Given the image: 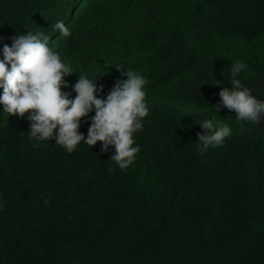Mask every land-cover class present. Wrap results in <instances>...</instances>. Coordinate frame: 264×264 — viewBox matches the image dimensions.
<instances>
[{
  "label": "trees",
  "instance_id": "1",
  "mask_svg": "<svg viewBox=\"0 0 264 264\" xmlns=\"http://www.w3.org/2000/svg\"><path fill=\"white\" fill-rule=\"evenodd\" d=\"M27 30L59 45L69 85L101 76L98 98L126 78L116 66L141 71L149 111L124 169L111 145L37 147L27 116L0 113V264H264V120L214 109L235 60L264 101V0H0V58ZM212 116L233 132L201 155Z\"/></svg>",
  "mask_w": 264,
  "mask_h": 264
},
{
  "label": "clouds",
  "instance_id": "2",
  "mask_svg": "<svg viewBox=\"0 0 264 264\" xmlns=\"http://www.w3.org/2000/svg\"><path fill=\"white\" fill-rule=\"evenodd\" d=\"M52 27L61 34V39L72 35L71 26L63 21H57ZM49 41L43 32L27 30L26 35L13 38L11 46H3L0 58V105L3 108L0 113L8 117L27 116L28 136L37 147L55 140V145L71 154L81 142L91 148L101 142L103 152L109 151L111 145L110 158L124 169L136 158L140 145L133 142V132L143 127L142 118L149 111L144 87L147 75L116 66L126 78L118 80L106 98H98L104 93L103 87L97 85L101 76L81 74L75 85H69L65 78L75 74L74 68L58 51L59 45L49 46ZM247 67L241 60L231 62L228 82L231 89L222 87L220 102L214 108L218 113L224 108L234 111L235 120L241 125L264 120V101L254 97L239 79ZM69 87L75 97L71 92L62 91ZM93 112L95 115L85 136L79 131L81 120ZM199 125L204 130L203 134L198 133L201 155L210 148L223 147L225 139L233 132L227 122L215 116ZM5 206L6 201L0 195V211H4Z\"/></svg>",
  "mask_w": 264,
  "mask_h": 264
}]
</instances>
